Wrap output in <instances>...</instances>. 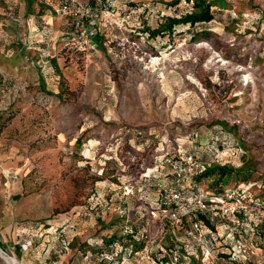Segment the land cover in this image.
Returning a JSON list of instances; mask_svg holds the SVG:
<instances>
[{
    "label": "rangeland",
    "instance_id": "374dc122",
    "mask_svg": "<svg viewBox=\"0 0 264 264\" xmlns=\"http://www.w3.org/2000/svg\"><path fill=\"white\" fill-rule=\"evenodd\" d=\"M207 1L225 6L196 26L204 30L196 41L182 28L154 41L133 38L135 17L125 21L127 4L137 14L148 7L154 28L159 18L190 11L186 0H113V17L101 18L107 42L65 51L63 42H27L26 25L34 30L42 16L58 39L65 20L37 0H0V233L16 228L20 244L17 255L15 238H0L3 255L17 264H91L89 249L97 264L99 251L87 242L120 224L114 213L102 219L87 210L90 195L104 198L112 188L111 198L120 196L113 183L131 180L130 165L157 144L208 160L212 137L233 141L243 152L241 179L225 189L264 202V0ZM129 151L121 177L117 155ZM226 158L238 164L231 151ZM169 159L156 158L164 174ZM0 264L7 263L0 257Z\"/></svg>",
    "mask_w": 264,
    "mask_h": 264
},
{
    "label": "built area",
    "instance_id": "2783aa9c",
    "mask_svg": "<svg viewBox=\"0 0 264 264\" xmlns=\"http://www.w3.org/2000/svg\"><path fill=\"white\" fill-rule=\"evenodd\" d=\"M39 2L43 5L44 11L51 16L75 21L73 32H67L65 29L60 31L57 40L63 42L62 50L68 51L77 46H89L94 49L97 45L94 25L83 24L84 19L89 16V11L86 10L82 0H39ZM126 11L128 12L125 21L130 20L135 12L131 7ZM97 13L99 35L103 36L105 33L101 32V28L108 27L109 24L101 18L111 14L113 17V0L102 2L97 8ZM30 21L26 23L29 35L27 42H33L42 31L39 28L31 30ZM62 36H67L68 39H63ZM101 41L107 42L103 37ZM214 144L212 150H209L208 160H203L193 153L180 152L165 163L168 168L165 174L159 164L146 174V178L139 185L132 180L120 183V206L124 209L116 208L113 201L105 198L97 204H89L87 210L93 211L99 218L104 219L110 213L124 218V214L128 212L127 198L142 191L155 197L158 208L157 211L147 208L155 228L148 237L144 236V244L140 250L134 252L132 257H122L118 250L109 248L97 254L95 258L97 264H160L153 256L154 250L165 258L166 264H187L186 257L180 256L176 251L169 253L159 244V239L166 228L170 227L178 240L182 235L194 242H205L201 226L193 218L195 212L203 213L210 219L217 218L220 225L218 240L226 245L231 253L245 254L252 264H264V202L243 198L234 188L217 193L191 187L192 181L204 172L206 166L227 164L226 157L229 150L239 157L243 154L242 149L235 143L222 141ZM10 175L7 174L8 177ZM11 177L15 178V176ZM165 178H169L170 181L163 183L162 179ZM122 233L128 235L131 231L124 227ZM21 246L22 250L26 251L31 243L27 242ZM86 259L89 263H94L93 256L87 255Z\"/></svg>",
    "mask_w": 264,
    "mask_h": 264
},
{
    "label": "trees",
    "instance_id": "16d2710c",
    "mask_svg": "<svg viewBox=\"0 0 264 264\" xmlns=\"http://www.w3.org/2000/svg\"><path fill=\"white\" fill-rule=\"evenodd\" d=\"M82 1L85 3L86 10L89 11V16L84 19L83 24L94 25L95 41H97L98 43L102 40V36L99 35L98 31L99 15L97 13V8L102 2L106 0ZM186 3H191V6L189 7L190 11H187L180 16L169 15L159 18L157 26L154 28L152 26V20L148 18V15L150 13L148 7H145L144 9L142 8V11H144L142 12V14H137L138 12H134V21L138 26H135L136 30L130 33L136 35L133 38L142 36L145 38V40L154 41L156 38H161L165 35L167 37H172L176 33H178L179 28H182L183 30H181L180 33L189 31L188 33L190 34L191 38L196 41L201 37L200 33L204 31L201 28H197V30H195L196 26L213 22L215 19L213 12L218 11V9H223L225 6L224 2L222 1L186 0ZM127 5L128 7L133 8V10H138L137 6L134 4ZM74 27L75 21H72L71 19L65 20V26L63 29H65L67 32H73ZM133 29L134 28H131V30ZM62 38L68 39L67 36H62ZM52 42H59V40L55 39ZM148 51L152 53L153 50L150 49ZM48 62L50 64L51 71L52 69L54 71L57 70V66L54 60H49ZM211 141L212 143H220L223 141V139L219 140L218 138L212 137ZM229 142L234 143L230 140ZM164 148L165 151L163 149L159 150L157 144V146H153L148 150L147 156H144V158L141 160H136L132 165H130L131 169L133 168L132 172L129 174L131 180L135 182L144 180L146 178V174H148L147 172H150L156 165H159L156 162L157 157L164 155L172 159L175 154L180 153V151H175V153H172L170 155V152L166 151V145ZM230 151L231 154H234L232 150H229L228 153ZM128 154H131L130 151L129 153L120 152V154L117 155L120 161L122 160V168L120 169L119 174L121 177H126V172H124L123 167L125 166L124 160L126 159V155ZM135 155H138V152H135ZM208 155L210 156V153ZM241 158L242 157L240 156L238 159V164L227 162V164L224 165L212 164L206 166L204 172L192 181L191 187L193 189L208 190L217 193L229 189H225V187L230 179H241L238 178L239 174H241V171L235 170L237 167L241 166ZM126 165L129 164L126 163ZM163 165L164 164H160V167H163ZM164 170L165 167L162 168L163 172ZM232 171L234 172L232 176L229 175V177H227L226 173H231ZM165 179L167 180V178ZM242 179H247V177L243 176ZM262 181L264 182V177L262 178ZM164 183H168V181ZM113 184H115L112 185L113 187H118L119 185L116 182H114ZM117 189L118 191H120L119 187ZM111 190V195H107L104 198L113 201V205H115L116 208L124 209V207L120 206V196H118L116 199L111 198L115 192L112 188ZM90 196H92L90 201H92L93 204H97L100 200L103 199V197L99 198L98 196H95L94 193H92ZM154 199L155 197L152 194H148L142 191H138L134 196L128 197L127 201L131 200L133 202V206L131 209H128L127 207L128 212L124 214V218L117 217V224H120L119 228L114 230V232L110 235H108L107 233L103 234L105 236H101V238L95 242H87V246L90 247V249L93 248V250L95 248L99 252L109 248H115L120 252L122 257H132L134 252H137L143 247L144 236L148 237L155 228V224L152 218L149 217L147 211V208L157 211L158 208ZM193 218L201 226L202 234L205 236V242H194L182 235H180V240H178L176 238L174 230L170 227H167L159 239V244L164 247L169 253L176 251L180 254V256L186 257L187 264H252V262L245 254H234L231 253V251H217L220 247L228 248L218 240L220 225L217 218L213 217L212 219H210L208 216L199 212H195L193 214ZM124 227L129 229L131 233H129L128 235H123L122 231ZM72 229H74V226L72 227ZM104 229L106 230V232L109 231L107 228ZM74 237L76 236L74 235ZM218 243L220 245H218ZM15 250L18 255L20 253V247H15ZM91 252L92 250H85V257L87 255L93 256ZM153 256L160 264H166L167 261L165 260V258L159 255V252L157 250L153 251Z\"/></svg>",
    "mask_w": 264,
    "mask_h": 264
},
{
    "label": "crops",
    "instance_id": "0c3cea01",
    "mask_svg": "<svg viewBox=\"0 0 264 264\" xmlns=\"http://www.w3.org/2000/svg\"><path fill=\"white\" fill-rule=\"evenodd\" d=\"M37 19H35V28H41V33L40 34H38L36 37H35V42H44V43H49V42H52V41H54L55 40V38H54V36H52L53 35V30L51 29V28H49V26H46L45 24H44V20H43V18H42V16H38V17H36ZM59 21L61 20V19H58ZM61 22V21H60ZM56 29H59V27H57ZM56 33H59L58 34V38H59V36H60V34H61V32H60V30H56V32H55V34ZM43 46V44H39V46ZM40 46V47H41ZM13 232H16V228L14 229V230H12V227H8L7 229H5L4 230V233H0V238L2 239H4V240H6V239H8V238H11V237H14L15 238V242H14V245H17L16 247H18L20 244L18 243V242H16V237L14 236L15 235V233H13ZM2 239V240H3ZM3 240V241H4Z\"/></svg>",
    "mask_w": 264,
    "mask_h": 264
},
{
    "label": "bare ground",
    "instance_id": "6f19581e",
    "mask_svg": "<svg viewBox=\"0 0 264 264\" xmlns=\"http://www.w3.org/2000/svg\"><path fill=\"white\" fill-rule=\"evenodd\" d=\"M0 257L3 258L7 264H17V262L14 259L8 258L7 256L3 255L1 252H0Z\"/></svg>",
    "mask_w": 264,
    "mask_h": 264
}]
</instances>
